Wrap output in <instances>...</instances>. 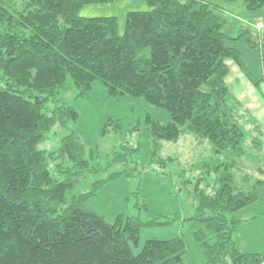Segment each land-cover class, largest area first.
Masks as SVG:
<instances>
[{
	"label": "trees",
	"instance_id": "obj_1",
	"mask_svg": "<svg viewBox=\"0 0 264 264\" xmlns=\"http://www.w3.org/2000/svg\"><path fill=\"white\" fill-rule=\"evenodd\" d=\"M112 1L0 0V264H191L182 235L147 239L133 252L143 227L175 218L118 214L107 222L84 207L103 185L97 172L127 167L138 150L123 144L105 166H89L98 155L72 129L78 113L64 95L74 89L75 102L94 81L110 99L137 97L169 113L166 122L145 117L152 160L162 141L186 134L210 144L213 156L193 166L212 174L211 192L198 187L201 172L197 182L183 180V186L194 183V210L185 222L204 263L264 264V254L238 250L233 235L240 221L232 217L264 188V180L242 170V161L250 162L253 150L263 146L254 136L246 142L250 129L264 133V127L226 83L229 60L253 84L258 80L250 78L240 51L227 40L260 51L264 68V32L241 27L229 37L223 31L227 17L210 0H144L149 9L128 11L122 34L114 16L79 14L85 4ZM227 1L251 11L264 5ZM107 127L120 130L117 119L103 125V134ZM64 130L57 146L39 147ZM63 160L70 166L63 167ZM122 173L130 171L108 179ZM84 183L90 191H81Z\"/></svg>",
	"mask_w": 264,
	"mask_h": 264
},
{
	"label": "rangeland",
	"instance_id": "obj_2",
	"mask_svg": "<svg viewBox=\"0 0 264 264\" xmlns=\"http://www.w3.org/2000/svg\"><path fill=\"white\" fill-rule=\"evenodd\" d=\"M222 8V14L227 17V24L223 27L224 33L230 37L236 34L239 28V17L236 15L237 7H243L239 2H228L227 0H210ZM244 8V7H243ZM149 6L144 0H115L106 3H89L82 6L79 11L83 17L114 16L117 19L118 33L124 32L125 15L131 10H147ZM231 46L239 47L240 44L233 40H227ZM75 93L69 89L65 100L72 103L78 113V118L73 130L79 135L86 149H93L98 158L89 161V166L98 163L106 165L113 151L120 149L121 145L128 144L138 146L137 152L128 158L127 167L112 166L97 172L98 180H103L102 187L93 196L84 202L86 209L92 210L102 216L107 222H112L118 214L125 216L139 215L143 219L157 218L158 221L175 218L170 224H156L143 227L140 230L138 241L132 246L133 252L140 251L145 240L150 238L167 239L176 235H182L186 244L191 264H205L202 252L194 241L191 230L185 222L194 210V201L190 197L193 184L183 186L184 179H192L197 182L196 177L202 171L193 164L200 160L201 156H213L211 146L207 141L198 142L191 135H183L176 142L162 141L157 149L156 160L167 159L163 164L151 159L152 144L146 129L145 117L150 115L153 119L166 122L169 113L162 108L147 105L143 99L122 95L110 99L99 81H94L88 94L73 102L71 99ZM110 119H117L120 125L119 131L110 127L105 134L102 127ZM250 128V126H247ZM61 135H50L39 147L49 150L58 145ZM264 133L250 129L251 136L256 137L257 143L261 141L264 146ZM246 143V144H247ZM248 143V144H249ZM253 144V143H252ZM260 150L254 149L251 161L243 160V169L250 178L264 180L258 167L264 170V147ZM251 148V146H250ZM129 157V156H128ZM90 160V158H87ZM134 163H130V161ZM62 161V160H60ZM63 167L70 166V162L63 160ZM256 162V164H254ZM131 164V165H130ZM52 175L59 178L52 165L49 166ZM127 168L129 175L119 174L113 179L108 176L116 171ZM201 170V171H199ZM198 171V172H196ZM203 174V179L198 180V187L211 192L212 174ZM196 179V180H195ZM244 180V176L241 181ZM91 180H89L90 182ZM248 183H250L248 181ZM81 191H90L89 183H84ZM260 196L256 202L232 214V217H244L245 224L239 227L237 236L253 233L257 227L264 222V188L259 189ZM263 218V219H261Z\"/></svg>",
	"mask_w": 264,
	"mask_h": 264
},
{
	"label": "crops",
	"instance_id": "obj_3",
	"mask_svg": "<svg viewBox=\"0 0 264 264\" xmlns=\"http://www.w3.org/2000/svg\"><path fill=\"white\" fill-rule=\"evenodd\" d=\"M243 7H237V9L235 10L237 13L236 15H238L240 19L238 25L241 23L239 25V28L245 27L252 30L257 35H261L264 32V5L254 11L247 10L245 7ZM236 42H238L240 46L233 47L240 51L243 63L247 72L249 73L250 78L258 80L256 84H253L241 72L239 67L233 61L229 60L227 62L229 66V73L226 77V83L228 84L236 98L251 112L255 119L264 127V68L262 65L261 53L260 51L249 48L246 44L238 40ZM202 157L203 156H201L200 158ZM246 207L247 206L243 208ZM243 208L237 211L243 210ZM233 218L235 220L240 221V224L238 225L233 235V239L238 250L241 252L264 254V222L263 225H260V227L256 228L255 232L253 233L254 238H251L249 234L240 233L241 235L237 236V233L239 232V227L245 224L247 219L242 216Z\"/></svg>",
	"mask_w": 264,
	"mask_h": 264
}]
</instances>
